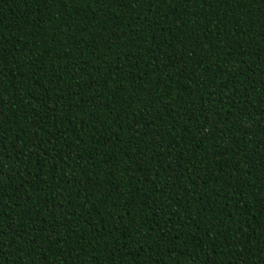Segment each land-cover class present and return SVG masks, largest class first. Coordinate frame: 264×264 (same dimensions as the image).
Instances as JSON below:
<instances>
[{"label":"trees","instance_id":"16d2710c","mask_svg":"<svg viewBox=\"0 0 264 264\" xmlns=\"http://www.w3.org/2000/svg\"><path fill=\"white\" fill-rule=\"evenodd\" d=\"M0 264H264V0H0Z\"/></svg>","mask_w":264,"mask_h":264}]
</instances>
